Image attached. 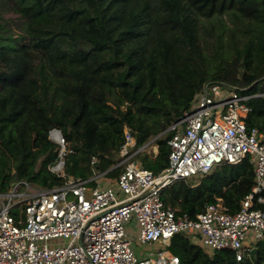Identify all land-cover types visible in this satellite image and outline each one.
<instances>
[{
	"label": "trees",
	"instance_id": "obj_1",
	"mask_svg": "<svg viewBox=\"0 0 264 264\" xmlns=\"http://www.w3.org/2000/svg\"><path fill=\"white\" fill-rule=\"evenodd\" d=\"M3 11L18 16L15 29ZM216 81L264 94V0H0V190L15 181L64 185L50 170L60 152L52 129L65 137L72 177L117 178L126 128L133 152L156 139L158 154L140 163L161 172L169 165L170 127ZM248 106V127L264 134V96ZM254 178L247 158L177 182L162 200L193 219L218 199L235 214ZM259 197L264 191L255 199L264 212ZM169 248L181 264H264V240L243 262L186 234Z\"/></svg>",
	"mask_w": 264,
	"mask_h": 264
},
{
	"label": "built area",
	"instance_id": "obj_2",
	"mask_svg": "<svg viewBox=\"0 0 264 264\" xmlns=\"http://www.w3.org/2000/svg\"><path fill=\"white\" fill-rule=\"evenodd\" d=\"M247 90L223 81L206 83L191 108L170 127L169 165L159 173L130 160L149 148L155 152L152 140L128 162L115 165L120 169L117 178L102 182L107 172L90 179L67 175L65 137L52 129L49 139L60 152L50 170L65 183L37 189L15 181L6 192L0 190V264H181L168 250L138 255L128 231L133 221L142 246L169 247L174 236L186 234L210 252L230 250L237 262L250 259L264 240V212L255 209V199L264 191V134L248 127V101L264 94H242ZM125 137L127 154L136 141L127 128ZM247 158L254 164V185L237 213L231 214L218 199L193 219L163 202L162 192L169 186ZM96 163L93 158L91 165ZM258 201L264 202L260 197Z\"/></svg>",
	"mask_w": 264,
	"mask_h": 264
},
{
	"label": "rangeland",
	"instance_id": "obj_3",
	"mask_svg": "<svg viewBox=\"0 0 264 264\" xmlns=\"http://www.w3.org/2000/svg\"><path fill=\"white\" fill-rule=\"evenodd\" d=\"M2 16L5 18V19H7L8 21H10V25L11 26H13V28L15 29L16 28V22H18L16 19H17V15L16 14H14V13H11L10 11H3V13H2ZM242 94H248V92L246 91V92H244V93H242ZM149 149H151V148H149ZM149 149H147V152H138L137 154V156L133 159L134 160V162L136 163V164H139V162L141 161V160H143L146 156H147V154L148 153H153V150H149ZM125 149L123 148L122 149V151H121V157H120V155L118 156V159H122V160H120L117 164H120V163H122V162H124V161H129V159L132 157V155L134 154V148H130V149H128V153L127 154H125V151H124ZM138 151V150H137ZM136 151V152H137ZM149 151V152H148ZM133 152V153H132ZM135 152V153H136ZM116 164V165H117ZM115 167V166H114ZM113 167V168H114ZM153 172H155V171H153ZM155 173H159L158 171L157 172H155ZM108 179V177L106 176L105 177V179H104V177H101L100 178V180L102 181V182H105L106 180ZM109 179H111V178H109ZM194 180V177H192V179H190V181H193ZM37 189H39V188H37ZM135 223V221H133L132 223H130L129 225H128V231L130 232V235H131V237L134 239V241H135V244H134V248L136 249V253L138 254V255H144L143 257H145V256H149V257H151V256H154L158 251H164V250H168V251H170V248L168 247V246H166V245H163V244H153V245H151V246H142L139 242H137V238H138V236H139V232H138V230L136 229V223ZM137 228H138V226H137ZM137 230V231H136ZM53 244H55V243H51V245H53ZM245 245L246 246H255V244L254 243H245Z\"/></svg>",
	"mask_w": 264,
	"mask_h": 264
},
{
	"label": "crops",
	"instance_id": "obj_4",
	"mask_svg": "<svg viewBox=\"0 0 264 264\" xmlns=\"http://www.w3.org/2000/svg\"><path fill=\"white\" fill-rule=\"evenodd\" d=\"M155 147H156V148H155V152H153V153H152V152H151V153H148V155H152V154L157 155V154H158V148H157V146H155ZM133 155H134V154H133ZM133 155H132V156H133ZM133 157H134V156H133ZM130 160L133 161L132 159H130ZM139 164L142 165L140 162H139ZM108 179H109V178H108ZM131 223H132V222H131ZM134 224H135V223H134Z\"/></svg>",
	"mask_w": 264,
	"mask_h": 264
},
{
	"label": "water",
	"instance_id": "obj_5",
	"mask_svg": "<svg viewBox=\"0 0 264 264\" xmlns=\"http://www.w3.org/2000/svg\"><path fill=\"white\" fill-rule=\"evenodd\" d=\"M154 141L156 140V139H153ZM257 252V249L255 248L254 250H253V254H255Z\"/></svg>",
	"mask_w": 264,
	"mask_h": 264
},
{
	"label": "bare ground",
	"instance_id": "obj_6",
	"mask_svg": "<svg viewBox=\"0 0 264 264\" xmlns=\"http://www.w3.org/2000/svg\"><path fill=\"white\" fill-rule=\"evenodd\" d=\"M133 143V140L131 141V144Z\"/></svg>",
	"mask_w": 264,
	"mask_h": 264
}]
</instances>
